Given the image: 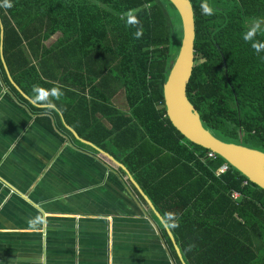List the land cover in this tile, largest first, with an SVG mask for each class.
<instances>
[{
	"label": "trees",
	"instance_id": "trees-1",
	"mask_svg": "<svg viewBox=\"0 0 264 264\" xmlns=\"http://www.w3.org/2000/svg\"><path fill=\"white\" fill-rule=\"evenodd\" d=\"M189 1L195 39L187 98L215 137L238 143L240 130L242 145L264 152V48H253L264 45V0ZM202 4L211 15L202 14ZM0 19L12 79L36 104L51 106L23 98L0 61L7 95L35 115H64L115 159L120 151L119 161L162 215L186 264H264V190L228 163L217 175L225 161L207 158L208 150L185 139L166 117L163 83L182 36L168 0H0ZM254 26L256 34L245 41ZM75 81L95 98L71 90ZM119 89L128 112L110 103ZM44 93L46 100H38ZM97 114L110 130L99 121L90 125L89 115ZM38 120L52 129L48 117ZM161 235L177 259L164 228Z\"/></svg>",
	"mask_w": 264,
	"mask_h": 264
},
{
	"label": "crops",
	"instance_id": "crops-1",
	"mask_svg": "<svg viewBox=\"0 0 264 264\" xmlns=\"http://www.w3.org/2000/svg\"><path fill=\"white\" fill-rule=\"evenodd\" d=\"M75 82L71 90L95 98L90 87ZM110 103L129 111L123 89ZM40 116L50 119L52 129ZM89 118L91 126L99 121L112 128L100 114ZM57 120L77 133L64 115ZM57 120L8 96L0 78V264H182L170 256L163 226L126 174ZM79 129L86 131L81 124Z\"/></svg>",
	"mask_w": 264,
	"mask_h": 264
},
{
	"label": "water",
	"instance_id": "water-1",
	"mask_svg": "<svg viewBox=\"0 0 264 264\" xmlns=\"http://www.w3.org/2000/svg\"><path fill=\"white\" fill-rule=\"evenodd\" d=\"M176 9L180 21L182 36L180 46L174 62L168 72L167 78L163 83V100L165 114L171 125L188 141L198 145L208 151L214 152L221 157L231 167L239 171L247 180L264 190V152L248 148L242 145V133L239 130L238 143L224 142L202 126L200 116L187 98L186 86L190 79L194 66V39L195 25L193 9L189 0H168ZM0 58L5 74L10 84L28 102L35 106L45 107L47 105L36 104L12 79L7 65L3 58V24L0 19ZM73 137L80 143L90 147L97 153L103 155L108 161L120 168L127 176L130 184L142 197L150 212L156 217L159 223L166 230L172 242L177 257L182 264L183 260L180 249L170 231L165 224L162 216L154 208L151 200L144 193L142 188L133 178L126 166L117 161L106 151L100 149L90 141L81 138L72 128L66 125ZM166 248V246L164 245ZM167 250V249H166ZM168 251V250H167ZM172 264H174L172 262Z\"/></svg>",
	"mask_w": 264,
	"mask_h": 264
},
{
	"label": "clouds",
	"instance_id": "clouds-1",
	"mask_svg": "<svg viewBox=\"0 0 264 264\" xmlns=\"http://www.w3.org/2000/svg\"><path fill=\"white\" fill-rule=\"evenodd\" d=\"M201 10H202V14H204V15H211L212 14V9L210 8V7H208L206 4H202L201 5ZM257 27L258 26H254L252 29H250L249 31H247L245 34H244V36H243V39L245 40V41H249V40H251L252 39V37L256 34V31H257ZM140 32L139 31H137L136 33H135V35H136V37L138 38L139 36H140ZM253 48L255 49V51L257 52V53H259L261 50H262V48H264V45H259V46H257L256 44H253ZM57 93L56 92H53V95H56ZM47 93H44V94H41V95H39L38 97H37V99L38 100H46V97H47ZM175 225H173V227H174Z\"/></svg>",
	"mask_w": 264,
	"mask_h": 264
},
{
	"label": "built area",
	"instance_id": "built-area-1",
	"mask_svg": "<svg viewBox=\"0 0 264 264\" xmlns=\"http://www.w3.org/2000/svg\"><path fill=\"white\" fill-rule=\"evenodd\" d=\"M216 156L217 155L214 152H212V151H208L206 153V157L207 158L214 159ZM227 168H228V164L225 162V163H223L222 165L219 166V168L216 170V174L219 175V174L225 172L227 170ZM244 183H246V182H244ZM231 196H232V198L236 199L239 196V193L236 192V191H233Z\"/></svg>",
	"mask_w": 264,
	"mask_h": 264
},
{
	"label": "rangeland",
	"instance_id": "rangeland-1",
	"mask_svg": "<svg viewBox=\"0 0 264 264\" xmlns=\"http://www.w3.org/2000/svg\"><path fill=\"white\" fill-rule=\"evenodd\" d=\"M118 104L122 105V107L124 106V105H123V103H122V102H120V101L118 102Z\"/></svg>",
	"mask_w": 264,
	"mask_h": 264
}]
</instances>
